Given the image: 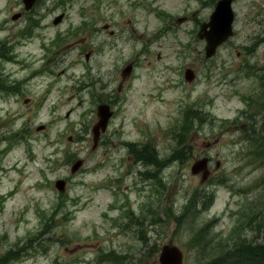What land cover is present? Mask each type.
<instances>
[{
    "label": "rangeland",
    "instance_id": "obj_1",
    "mask_svg": "<svg viewBox=\"0 0 264 264\" xmlns=\"http://www.w3.org/2000/svg\"><path fill=\"white\" fill-rule=\"evenodd\" d=\"M217 1L0 0V264H264V0L206 59Z\"/></svg>",
    "mask_w": 264,
    "mask_h": 264
},
{
    "label": "water",
    "instance_id": "obj_2",
    "mask_svg": "<svg viewBox=\"0 0 264 264\" xmlns=\"http://www.w3.org/2000/svg\"><path fill=\"white\" fill-rule=\"evenodd\" d=\"M38 0H22L25 11H29L34 3ZM20 17V14L12 16V20L15 21ZM63 16L57 17L53 24L57 25L61 22ZM233 21L234 14L232 11V0H219L210 15L208 23H203L197 33V38L205 42L204 54L206 59L212 58L217 49L226 43L233 37ZM88 55L86 56V58ZM132 71V66L128 65L122 71V78L129 77ZM195 77L192 70L187 69L184 72V78L187 82H191ZM113 113L110 111L109 106L100 105L97 108L98 121L92 128L93 146L95 149L101 133H104L108 125V121ZM207 159L199 160L192 164L190 172L192 175H198L201 173V182H205L209 177V171L207 168ZM81 162H76L72 167V172H75L80 167ZM56 187L60 192L64 190V182L57 181ZM159 264H183L182 251L172 244L164 245L159 254Z\"/></svg>",
    "mask_w": 264,
    "mask_h": 264
},
{
    "label": "trees",
    "instance_id": "obj_3",
    "mask_svg": "<svg viewBox=\"0 0 264 264\" xmlns=\"http://www.w3.org/2000/svg\"><path fill=\"white\" fill-rule=\"evenodd\" d=\"M7 52H8V51H6V53H7ZM7 54H8V53H7ZM6 59L10 61L11 58H6ZM11 60H12V59H11ZM0 90L4 91V93H6V94L12 92V89H5L1 83H0ZM180 144H182V141L180 142ZM147 151H148V149H147ZM144 152H146V151H144ZM144 156H145V155H144Z\"/></svg>",
    "mask_w": 264,
    "mask_h": 264
},
{
    "label": "flooded vegetation",
    "instance_id": "obj_4",
    "mask_svg": "<svg viewBox=\"0 0 264 264\" xmlns=\"http://www.w3.org/2000/svg\"><path fill=\"white\" fill-rule=\"evenodd\" d=\"M219 1V0H218ZM217 1V2H218ZM217 2H216V4H217ZM216 6V5H215ZM160 17H162L161 15H159ZM210 18V17H209ZM185 19V18H184ZM112 35H113V32H112ZM132 65V64H131ZM132 68H133V65H132ZM121 76H122V73H121ZM126 78H128V77H126ZM126 78L125 79H123L122 77H121V79H122V83L126 80ZM114 107H116V106H114V105H112V113H113V115H112V118L115 116V113L116 112H114L113 111V109H114ZM106 134H104L103 136H105Z\"/></svg>",
    "mask_w": 264,
    "mask_h": 264
}]
</instances>
